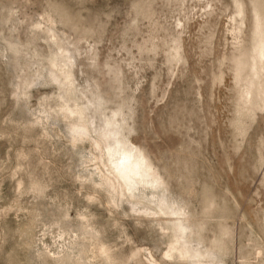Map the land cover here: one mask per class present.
<instances>
[{"label":"rangeland","instance_id":"obj_1","mask_svg":"<svg viewBox=\"0 0 264 264\" xmlns=\"http://www.w3.org/2000/svg\"><path fill=\"white\" fill-rule=\"evenodd\" d=\"M0 264H264V0H0Z\"/></svg>","mask_w":264,"mask_h":264},{"label":"bare ground","instance_id":"obj_2","mask_svg":"<svg viewBox=\"0 0 264 264\" xmlns=\"http://www.w3.org/2000/svg\"><path fill=\"white\" fill-rule=\"evenodd\" d=\"M108 156L113 170L120 176L119 179L126 183V186L132 184L137 176L144 173L142 158L134 154L131 149H111Z\"/></svg>","mask_w":264,"mask_h":264}]
</instances>
